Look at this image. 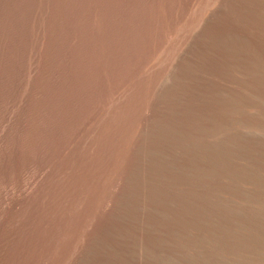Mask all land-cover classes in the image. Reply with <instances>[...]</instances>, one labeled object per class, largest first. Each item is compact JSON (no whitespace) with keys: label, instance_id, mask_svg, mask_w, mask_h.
I'll list each match as a JSON object with an SVG mask.
<instances>
[{"label":"rangeland","instance_id":"374dc122","mask_svg":"<svg viewBox=\"0 0 264 264\" xmlns=\"http://www.w3.org/2000/svg\"><path fill=\"white\" fill-rule=\"evenodd\" d=\"M0 264H264V0H0Z\"/></svg>","mask_w":264,"mask_h":264},{"label":"bare ground","instance_id":"6f19581e","mask_svg":"<svg viewBox=\"0 0 264 264\" xmlns=\"http://www.w3.org/2000/svg\"><path fill=\"white\" fill-rule=\"evenodd\" d=\"M251 2V1H250ZM262 59V58H261Z\"/></svg>","mask_w":264,"mask_h":264}]
</instances>
